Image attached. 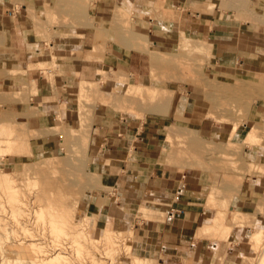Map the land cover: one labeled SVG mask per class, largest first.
I'll list each match as a JSON object with an SVG mask.
<instances>
[{"label": "rangeland", "instance_id": "obj_1", "mask_svg": "<svg viewBox=\"0 0 264 264\" xmlns=\"http://www.w3.org/2000/svg\"><path fill=\"white\" fill-rule=\"evenodd\" d=\"M12 1L19 9L28 2L30 32L45 41L30 59L0 46V67L14 63L15 71L6 72L15 73L13 78L20 79L23 69L60 73L65 62L59 60L64 58L58 51L61 47H50L53 36L67 42L71 34L87 27L93 30L95 42L94 54L86 58L122 46L144 50L150 59L149 77L143 84L115 68L100 71L89 82H78L72 90V122L51 131L59 137L53 151L32 147L30 139L37 140L43 131L27 130L20 117L0 106V264H163L132 251L130 229L98 228L87 213V199L99 186V176L89 165L88 131L103 110L140 119L167 115L179 98L187 101L192 116L206 112L207 129L214 124L227 129L240 126L247 132L243 143L226 135L202 136L193 125L184 130L173 126L162 133L167 163L210 174L206 206L214 215L197 232L220 246L211 251L210 264H264V197L251 210L235 199L246 174L264 176V155L255 162L241 155L243 144H261L264 136V123L246 125L245 118L252 103L264 105V69L251 76L220 69L211 41L167 29L164 20L175 18L168 11L171 0H141L144 6L126 0L105 18L93 8V0ZM174 5L200 15L212 31L234 30L247 21L264 24V0H180ZM139 20L152 21L148 29L154 27L155 34L173 41L160 50L153 48L146 37L148 29ZM15 58L24 62L17 64ZM9 86L37 94L34 82L19 80ZM15 96L22 98L21 93ZM150 214L141 208L137 219L156 218Z\"/></svg>", "mask_w": 264, "mask_h": 264}, {"label": "crops", "instance_id": "obj_2", "mask_svg": "<svg viewBox=\"0 0 264 264\" xmlns=\"http://www.w3.org/2000/svg\"><path fill=\"white\" fill-rule=\"evenodd\" d=\"M93 1V8L97 7L98 14L105 18L111 8L125 4L126 0ZM171 1L172 9L168 11L173 12L175 18L164 20L167 29L211 41L220 69L239 76H251V73L264 69L263 23L255 25L256 22L247 21L234 30L216 27L212 31L207 29L208 23L200 15L183 7L180 9L178 5L174 7L180 0ZM136 4L144 6L141 0H136ZM27 8V1L20 4V9L25 12L22 14L12 0H0V46L6 45L14 54L22 52L30 59L34 49L44 45L45 41L30 32L32 18ZM139 21L146 29L152 23ZM154 30V27L148 29L146 34L151 38L153 48L160 50L162 45L173 41L168 35L155 34ZM59 37L62 38L53 36L50 47H61L58 51L64 58L59 60L65 62V66L60 73L41 68L23 69L25 73L19 79L12 77L15 73L9 74L15 71L14 63L0 67V106L20 117L27 130L43 131L37 140L30 139L31 146L41 151L55 150L59 137L56 132H51L52 129L72 122L71 107L75 99L72 90L78 82L88 81L100 71L113 68L128 72L136 84H143L149 77L150 57L144 50L121 46L108 49L102 56L86 58L88 53L94 54L95 34L91 28L71 34L67 42H62ZM13 61L17 64L24 62ZM19 80L28 82V85L34 82L37 94L23 92L22 87L9 86L10 82L15 84ZM16 93H21L22 98L15 96ZM173 104L167 115H146L141 119L108 110L96 115L88 131L87 154L89 165L99 176V186L91 191L85 208L98 228L130 229V246L138 256L163 264L186 261L210 264L211 251L215 252L220 246L205 236H197L198 230L209 224V216L214 215V211L206 206L211 188L210 174L204 169H179L177 165L167 163L162 133L173 126H176L174 130H184L193 125L202 136L226 135L236 143H243L247 132L240 130V126L227 129L214 124H209L207 129L206 112L192 116L186 107L187 101L180 98ZM245 118L246 125H262L264 105L252 103ZM241 155L254 162L262 157L264 136L261 144H243ZM263 197L264 176L246 174L236 194L238 204L251 210ZM141 208L151 211L150 215L156 218L137 219Z\"/></svg>", "mask_w": 264, "mask_h": 264}, {"label": "bare ground", "instance_id": "obj_3", "mask_svg": "<svg viewBox=\"0 0 264 264\" xmlns=\"http://www.w3.org/2000/svg\"><path fill=\"white\" fill-rule=\"evenodd\" d=\"M192 75V74H191ZM208 95V94H207ZM255 129V128H254ZM249 134V133H248ZM254 136V135H253ZM258 138V137H257ZM228 151V150H227ZM240 156V155H239ZM256 165H258V164H255L254 166H256ZM256 167H259V165L258 166H256ZM260 168V167H259ZM224 175V174H223ZM228 176V175H227ZM9 186V185H8ZM9 188H10V186H9ZM6 189V188H5ZM12 198V197H11ZM14 213V212H13ZM6 231V230H5ZM31 261V260H30Z\"/></svg>", "mask_w": 264, "mask_h": 264}, {"label": "built area", "instance_id": "obj_4", "mask_svg": "<svg viewBox=\"0 0 264 264\" xmlns=\"http://www.w3.org/2000/svg\"><path fill=\"white\" fill-rule=\"evenodd\" d=\"M172 211H174V210H172Z\"/></svg>", "mask_w": 264, "mask_h": 264}]
</instances>
